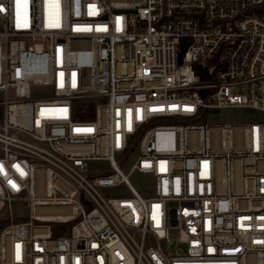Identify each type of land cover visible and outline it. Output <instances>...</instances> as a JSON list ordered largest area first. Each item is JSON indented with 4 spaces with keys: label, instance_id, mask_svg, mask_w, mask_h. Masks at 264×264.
<instances>
[{
    "label": "built area",
    "instance_id": "obj_1",
    "mask_svg": "<svg viewBox=\"0 0 264 264\" xmlns=\"http://www.w3.org/2000/svg\"><path fill=\"white\" fill-rule=\"evenodd\" d=\"M0 8V264H264V0Z\"/></svg>",
    "mask_w": 264,
    "mask_h": 264
},
{
    "label": "rangeland",
    "instance_id": "obj_2",
    "mask_svg": "<svg viewBox=\"0 0 264 264\" xmlns=\"http://www.w3.org/2000/svg\"><path fill=\"white\" fill-rule=\"evenodd\" d=\"M257 121H264V112L248 107H229L213 110L211 115L207 118V123L211 124H233V123H251ZM170 122L165 120L163 123ZM182 122H197L192 120H183ZM204 123V120L200 121ZM136 154L123 161L119 162V166L123 171H127L131 162ZM90 167L104 173L108 170V163L106 161H93L90 162ZM129 181L131 185L141 192L143 195H152L153 180L150 176L134 172L130 175ZM122 192L121 188L117 189H101V193L105 195L115 196ZM27 208H24L21 204L13 205V214L18 215L20 213L27 214ZM17 220V219H16Z\"/></svg>",
    "mask_w": 264,
    "mask_h": 264
},
{
    "label": "snow or ice",
    "instance_id": "obj_3",
    "mask_svg": "<svg viewBox=\"0 0 264 264\" xmlns=\"http://www.w3.org/2000/svg\"><path fill=\"white\" fill-rule=\"evenodd\" d=\"M0 11H3V9H2V8H0Z\"/></svg>",
    "mask_w": 264,
    "mask_h": 264
},
{
    "label": "trees",
    "instance_id": "obj_4",
    "mask_svg": "<svg viewBox=\"0 0 264 264\" xmlns=\"http://www.w3.org/2000/svg\"><path fill=\"white\" fill-rule=\"evenodd\" d=\"M199 70V69H198ZM200 72V71H199ZM202 72H204V70L202 71ZM0 225H1V223H0Z\"/></svg>",
    "mask_w": 264,
    "mask_h": 264
}]
</instances>
